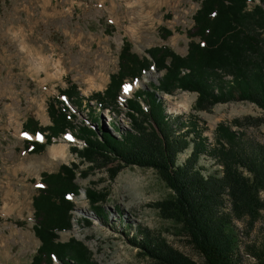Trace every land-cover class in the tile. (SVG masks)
I'll return each mask as SVG.
<instances>
[{"label":"rangeland","instance_id":"374dc122","mask_svg":"<svg viewBox=\"0 0 264 264\" xmlns=\"http://www.w3.org/2000/svg\"><path fill=\"white\" fill-rule=\"evenodd\" d=\"M256 3L259 0H249L248 9ZM199 5L200 0H0V264H32L41 243L33 230V197L42 175L56 172L61 165L75 163L81 170L90 163L82 162L72 151V147H83L75 128L90 125L118 136V131L112 130L114 124L121 132L130 128L126 100L138 89L150 90L152 83L161 80L163 71L151 66L138 79L125 80L116 108L99 107L87 99L104 91L118 71L124 40L140 56L157 45H168L185 55L189 43L186 31L193 25ZM164 28L171 34L163 37ZM260 33L264 39V29ZM71 84L78 88V100L69 101L62 94ZM157 93L166 114L179 116L185 123L190 118L198 122L208 149L216 144V128L222 124L246 147L264 149L263 110L255 103L231 100L195 108L196 91ZM56 98L68 106L72 127L52 138L43 151L29 152L25 140L45 142L46 138L28 132L25 123L31 116L40 126L50 125L48 105ZM85 104L96 107L98 124L91 122L93 112ZM53 147H63L65 154L52 152ZM190 151L181 153L178 161ZM200 164L205 172L220 168L209 156L202 155ZM240 170L249 175L245 168ZM74 182L80 189L67 197L74 203L70 228L58 236L61 241L74 237L84 243L95 264H161L128 242V238H141L146 232L203 263L185 231L155 205L168 198L171 190L153 168L126 166L110 179L105 169L96 166L86 177L77 172ZM89 188L105 195L98 202L99 214L92 211L94 207L86 198ZM259 194L264 202V191ZM224 208L229 212L227 196ZM248 219L234 221L242 242L261 235L262 219L253 223L251 231ZM243 251L242 246L245 264H252L253 258ZM53 264L63 263L53 259Z\"/></svg>","mask_w":264,"mask_h":264},{"label":"trees","instance_id":"16d2710c","mask_svg":"<svg viewBox=\"0 0 264 264\" xmlns=\"http://www.w3.org/2000/svg\"><path fill=\"white\" fill-rule=\"evenodd\" d=\"M248 1L200 0L194 23L186 31L189 43L185 55L177 54L168 45H157L147 49L146 56H140L124 40L118 53V71L111 75L104 91L87 99L99 107L116 108V97L125 80L138 79L151 66L163 71L161 80L152 83L150 90L138 89L126 100L130 128L121 132L114 124L112 130L118 131V136L90 125L75 128L83 147H72V151L82 162H90L85 169L71 163L42 175L33 197V230L41 243L32 264H53V259L63 264H95L84 243L74 237L59 239L58 233L70 228V211L74 209L73 201L67 197L78 194L80 188L74 182L77 172L86 177L98 166L114 179L123 167L132 165L151 167L164 180L171 194L155 205L185 231L201 254L202 264H245L242 246L243 254L253 258L252 264H264V202L259 194L264 191V149L246 147L223 124L216 128V144L208 149L198 122L190 118L185 123L179 116L166 114L165 103L157 93L196 91L195 108L231 100L250 101L263 110L264 120V39L260 38L264 0L251 9ZM163 32V37L171 34L167 28ZM227 75L231 79H226ZM77 89L71 84L62 94L69 101L78 100L81 96ZM85 106L92 109L91 122L98 124L96 107ZM48 109L50 125L40 126L31 116L25 123L28 132L36 131L46 138L45 142L25 140L23 145L29 152L43 151L52 138L72 127L64 102L56 98ZM189 148L188 156L178 161L179 155ZM202 155L211 157L220 168L205 172L200 164ZM225 196L230 202L229 212L224 208ZM104 197L86 189L94 213H98V202ZM246 218L249 231L259 219L263 227L258 238L242 242L234 221ZM128 242L161 264H199L147 232L141 238H128Z\"/></svg>","mask_w":264,"mask_h":264},{"label":"bare ground","instance_id":"6f19581e","mask_svg":"<svg viewBox=\"0 0 264 264\" xmlns=\"http://www.w3.org/2000/svg\"><path fill=\"white\" fill-rule=\"evenodd\" d=\"M52 152H54V153H56V154H57V153H58V154H59V153H60V154H61V153H62V154H65V153H64V150H63V147H62L61 149H58L57 147H53ZM54 153H53V154H54Z\"/></svg>","mask_w":264,"mask_h":264}]
</instances>
